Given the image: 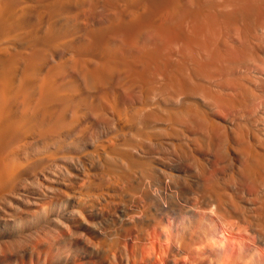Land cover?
I'll list each match as a JSON object with an SVG mask.
<instances>
[{
	"label": "bare ground",
	"instance_id": "6f19581e",
	"mask_svg": "<svg viewBox=\"0 0 264 264\" xmlns=\"http://www.w3.org/2000/svg\"><path fill=\"white\" fill-rule=\"evenodd\" d=\"M116 166L193 264H264V0H0V222L71 219Z\"/></svg>",
	"mask_w": 264,
	"mask_h": 264
},
{
	"label": "rangeland",
	"instance_id": "374dc122",
	"mask_svg": "<svg viewBox=\"0 0 264 264\" xmlns=\"http://www.w3.org/2000/svg\"><path fill=\"white\" fill-rule=\"evenodd\" d=\"M117 167L113 168V181L108 183L111 188L107 184L105 188L99 184L102 188L97 187L100 175L93 173L94 195L86 197V204L80 201L81 204L74 205L71 219L59 217L58 224H53L50 215L58 217L52 212L53 206L40 205L35 211L19 214L14 221L0 222V264L196 263L198 243L193 242L195 250L188 254L179 235L186 217L157 213L154 203L145 198L147 185L138 183L139 175L134 168ZM94 189L102 191L106 198H98V201L99 195H95ZM57 201L55 203L64 208L70 207L67 201ZM163 220L170 221V228L167 229ZM226 231L229 239L226 254L239 250L240 240L246 248L257 245L252 231L243 228L241 232L237 228ZM217 236L225 238L219 233ZM245 247L241 249L246 250Z\"/></svg>",
	"mask_w": 264,
	"mask_h": 264
}]
</instances>
